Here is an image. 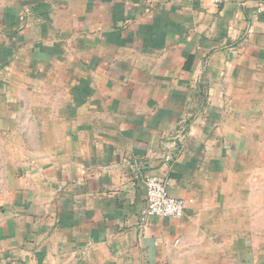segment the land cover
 I'll use <instances>...</instances> for the list:
<instances>
[{
  "label": "crops",
  "instance_id": "obj_1",
  "mask_svg": "<svg viewBox=\"0 0 264 264\" xmlns=\"http://www.w3.org/2000/svg\"><path fill=\"white\" fill-rule=\"evenodd\" d=\"M0 264H264V0H0Z\"/></svg>",
  "mask_w": 264,
  "mask_h": 264
},
{
  "label": "built area",
  "instance_id": "obj_2",
  "mask_svg": "<svg viewBox=\"0 0 264 264\" xmlns=\"http://www.w3.org/2000/svg\"><path fill=\"white\" fill-rule=\"evenodd\" d=\"M223 0H213L216 6ZM147 205L144 216L146 218H163L181 220L185 216L187 200L170 195L164 180L152 176L146 179Z\"/></svg>",
  "mask_w": 264,
  "mask_h": 264
}]
</instances>
